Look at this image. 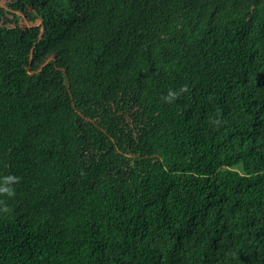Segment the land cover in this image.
<instances>
[{"label": "trees", "instance_id": "obj_1", "mask_svg": "<svg viewBox=\"0 0 264 264\" xmlns=\"http://www.w3.org/2000/svg\"><path fill=\"white\" fill-rule=\"evenodd\" d=\"M2 1L0 264H264V0Z\"/></svg>", "mask_w": 264, "mask_h": 264}, {"label": "clouds", "instance_id": "obj_2", "mask_svg": "<svg viewBox=\"0 0 264 264\" xmlns=\"http://www.w3.org/2000/svg\"><path fill=\"white\" fill-rule=\"evenodd\" d=\"M177 95V93L173 90H170L168 93V96L165 97L166 100H171L172 98H174ZM4 179V184L2 186H0V192H5L8 193L9 195H13L14 194V189L9 186L8 182L9 181H16L18 179V177L13 176V175H9L3 178Z\"/></svg>", "mask_w": 264, "mask_h": 264}, {"label": "rangeland", "instance_id": "obj_3", "mask_svg": "<svg viewBox=\"0 0 264 264\" xmlns=\"http://www.w3.org/2000/svg\"><path fill=\"white\" fill-rule=\"evenodd\" d=\"M11 0H3L1 5L2 6H6L7 2H9ZM9 9V8H8ZM32 10V9H31ZM17 14L21 15V18H20V21H19V24L22 26V27H30V26H34V25H39L41 24V21L38 20L36 23H33L29 17L25 14H23L22 12H17Z\"/></svg>", "mask_w": 264, "mask_h": 264}]
</instances>
